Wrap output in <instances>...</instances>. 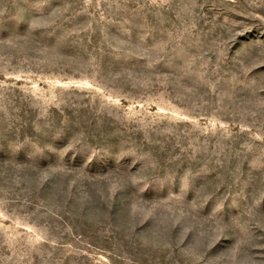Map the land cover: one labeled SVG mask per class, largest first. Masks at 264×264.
<instances>
[{"label":"rangeland","instance_id":"374dc122","mask_svg":"<svg viewBox=\"0 0 264 264\" xmlns=\"http://www.w3.org/2000/svg\"><path fill=\"white\" fill-rule=\"evenodd\" d=\"M0 264H264V0H0Z\"/></svg>","mask_w":264,"mask_h":264}]
</instances>
